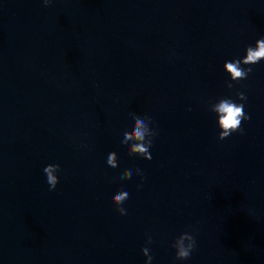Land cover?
<instances>
[{
    "label": "water",
    "instance_id": "water-1",
    "mask_svg": "<svg viewBox=\"0 0 264 264\" xmlns=\"http://www.w3.org/2000/svg\"><path fill=\"white\" fill-rule=\"evenodd\" d=\"M261 36L264 0H0V264H264V60L232 89L223 68ZM238 91L250 119L220 140L209 105ZM129 113L150 160L120 144Z\"/></svg>",
    "mask_w": 264,
    "mask_h": 264
},
{
    "label": "clouds",
    "instance_id": "clouds-1",
    "mask_svg": "<svg viewBox=\"0 0 264 264\" xmlns=\"http://www.w3.org/2000/svg\"><path fill=\"white\" fill-rule=\"evenodd\" d=\"M51 2L52 0H43L45 6ZM245 53L244 56L226 60L223 64L224 70L230 75V81H226L228 89L234 87L231 81L247 79L248 75L253 71L251 65L264 60V36L257 39L254 46L247 45ZM244 65H248V67H244ZM236 96L238 100H233L230 96H224L209 105V110L214 112L217 117L216 123L220 129L218 139L220 140L229 137L234 132L243 134L244 129L241 127V122L250 119V115L244 110L245 104L243 103V101L247 100V96L244 92L239 91L236 93ZM129 117L130 128L121 134L120 144L127 146L129 156L136 155L150 160L152 157L149 149L153 145L154 137L158 135L157 130L150 127L154 121L148 114L137 115L129 113ZM106 162L108 166L116 168L118 166L117 152L111 151L107 156ZM60 168L59 163H49L43 169L44 173H46L50 190H54L59 183L57 173L60 171ZM133 171L141 177V180L145 178L143 171L137 167L134 170L125 168L123 172L117 173L115 179L118 181L131 179ZM137 187H142V184H138ZM128 198L129 193L122 188L111 196V201L117 206V211L121 215L127 214V210L122 205ZM153 242L152 236L148 235L146 245H150ZM196 246L195 236L189 231L182 232L172 243V247L176 250L175 259H188ZM141 251L146 257L145 264H151L153 256L150 254V248L142 246Z\"/></svg>",
    "mask_w": 264,
    "mask_h": 264
}]
</instances>
